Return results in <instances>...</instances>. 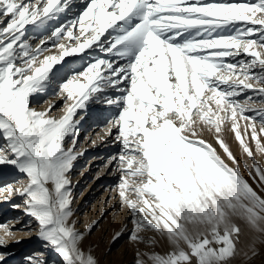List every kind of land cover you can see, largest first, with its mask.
Masks as SVG:
<instances>
[{
	"label": "snow or ice",
	"instance_id": "snow-or-ice-1",
	"mask_svg": "<svg viewBox=\"0 0 264 264\" xmlns=\"http://www.w3.org/2000/svg\"><path fill=\"white\" fill-rule=\"evenodd\" d=\"M91 103L116 110L96 126L120 145L104 167L120 173L129 239L171 245L138 251L136 264H230L240 222L264 242V0H0V165L26 178L0 184V201L19 196L12 207L30 218L19 230L37 231L63 264H98L72 206ZM15 229L0 222V248L20 242Z\"/></svg>",
	"mask_w": 264,
	"mask_h": 264
},
{
	"label": "rangeland",
	"instance_id": "rangeland-1",
	"mask_svg": "<svg viewBox=\"0 0 264 264\" xmlns=\"http://www.w3.org/2000/svg\"><path fill=\"white\" fill-rule=\"evenodd\" d=\"M80 3H83V0H80ZM29 32H32L31 27H29ZM70 63L79 62L70 61ZM53 98L60 100L59 96ZM37 107L43 108L47 107V105L38 104ZM115 111L114 108L91 103L89 105L91 116L82 122L78 150L82 151L83 155L75 161L74 168L71 171V180L73 181V218L77 221L76 228L85 233L82 247L97 258L98 264H136L138 251L141 253H150L152 251L161 253V251L158 242L150 245L143 242H133L129 239L132 228L130 212L126 207H121L118 192L115 190V186L119 182L120 173L113 171L111 167H104L108 158L113 154L119 153L120 145L101 141L103 131L96 125L105 121H98L97 115L103 114L104 117H108L114 114ZM54 115H60V112L57 111ZM226 135L228 143L237 159L241 161V165H243L245 160L251 164V159L247 158L246 154L243 153L239 142L234 138V134L228 132ZM86 136L87 139H85ZM205 138L215 143L211 134L205 133ZM93 139L97 141L95 145L92 143ZM252 146L255 152L254 143ZM221 154L223 155L222 152ZM256 157L261 165H264V154L256 153ZM242 172L245 177H248V172L243 167ZM14 179L26 178L18 173L13 166L0 165V184L11 182ZM16 186L19 187L18 184ZM253 187L260 191L257 185ZM17 203H21L19 196L13 197L8 202L0 201V222L11 219L16 226L15 239L20 240L19 243H16L13 239H9L8 246L0 248V252L10 253L2 264H25V257L33 253H43L47 264H63L62 258L55 251L51 248H45L44 242L38 237L37 231H29L26 227L19 230L30 218L24 215L20 209L12 207L13 204ZM15 217H23V219L20 222H16L13 219ZM93 221H97L98 224L93 227L91 232H87L88 225L92 224ZM242 223L241 227L245 229V225ZM32 227L35 229V223H33ZM120 232H123V234L117 238V233ZM245 233L247 232L245 231ZM143 234L146 237L156 235L153 232H145ZM244 234L241 236L240 248L248 241L244 239L246 236ZM252 243H255L258 252L257 255L249 259ZM252 243L248 244L247 249L243 248L244 251L247 250L248 256L241 263L264 264V242L258 241L254 237ZM144 258L147 260V256ZM234 261L231 259L230 263H234Z\"/></svg>",
	"mask_w": 264,
	"mask_h": 264
},
{
	"label": "bare ground",
	"instance_id": "bare-ground-1",
	"mask_svg": "<svg viewBox=\"0 0 264 264\" xmlns=\"http://www.w3.org/2000/svg\"><path fill=\"white\" fill-rule=\"evenodd\" d=\"M250 183H252V181H250ZM256 185L257 184L253 183V186H256ZM245 231L248 233V236H247V233H245L246 236H245L244 239L248 240L249 242L248 241L246 242V240H245L246 244L244 243V245L242 246V248H240L242 250L241 253L238 254V257H236V258L233 259V260H235L234 263H230V264H243V262L241 263V261H244V259L246 258V256H243L242 255L243 254L242 252L244 251V249H247L246 247L248 246V244L252 243L254 241V237L257 235L255 233H253L246 225H245L244 232ZM157 242H158V245H159V249L161 251V254H165V253H167V252H169L171 250L170 243L166 239L160 238L158 235H157ZM245 251H247V250H245Z\"/></svg>",
	"mask_w": 264,
	"mask_h": 264
}]
</instances>
